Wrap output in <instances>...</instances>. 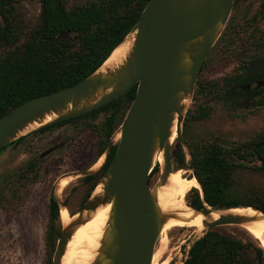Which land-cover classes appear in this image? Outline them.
I'll return each mask as SVG.
<instances>
[{
    "label": "water",
    "instance_id": "obj_1",
    "mask_svg": "<svg viewBox=\"0 0 264 264\" xmlns=\"http://www.w3.org/2000/svg\"><path fill=\"white\" fill-rule=\"evenodd\" d=\"M233 2L150 0L128 34L133 35L132 48L120 68L107 74L98 73L123 41L81 82L31 99L0 120L1 151L32 132L96 111L136 87L135 98L103 155L104 163L116 147L111 163L95 186L102 185V194L93 196L94 188L82 209L73 215L76 219L62 225L51 264H61L74 229L86 221L84 214L108 204L111 205L108 228L94 264H152L166 218L157 206L153 187L163 185L173 171L169 139L174 122L175 141L189 158L187 169L183 170H193V156L181 128L189 104L184 106L182 101L192 100L201 68L229 19ZM246 71L264 72V60L250 63ZM51 115L54 118L46 123L45 118ZM159 153H162V167L155 160ZM156 167H160L159 180L151 188L149 176ZM96 169L80 175H92ZM200 192L202 196L201 189ZM56 202L59 208H65L62 202ZM187 207L204 217L205 231L223 226L242 227L257 219L226 213L233 209H251L264 220V213L253 207L207 208L206 212ZM211 211L226 214L211 221Z\"/></svg>",
    "mask_w": 264,
    "mask_h": 264
},
{
    "label": "trees",
    "instance_id": "obj_2",
    "mask_svg": "<svg viewBox=\"0 0 264 264\" xmlns=\"http://www.w3.org/2000/svg\"><path fill=\"white\" fill-rule=\"evenodd\" d=\"M19 1L0 0V120L31 99L73 86L94 73L135 28L150 0H99L71 9L63 0H40L39 23L27 38H23L15 16V6ZM65 34L68 36L59 38ZM135 94L136 87H133L119 99L97 110L107 115L109 124L98 156L121 125ZM194 112L195 120L207 116L201 104ZM24 139L20 138L15 143L19 144ZM115 151L116 147L112 149L104 170L111 163ZM191 153L193 176L202 196L192 189L187 194L189 206L202 212L207 208L253 207L264 213V196L244 200L236 195L232 181L240 165L231 163L226 157L228 153L208 142L193 148ZM249 155L248 150L243 149L240 158L245 161ZM173 157L176 163L174 170L186 167L183 155ZM158 171L156 167L149 181ZM259 171L264 172V168L259 167ZM96 184L95 181L93 188ZM57 220L59 210L53 198L50 200L45 238L46 252L54 248L56 238L60 236V228L54 225ZM51 258L49 251L45 264H51ZM183 264H264V248L252 238L243 243L219 228H212L192 243Z\"/></svg>",
    "mask_w": 264,
    "mask_h": 264
},
{
    "label": "rangeland",
    "instance_id": "obj_3",
    "mask_svg": "<svg viewBox=\"0 0 264 264\" xmlns=\"http://www.w3.org/2000/svg\"><path fill=\"white\" fill-rule=\"evenodd\" d=\"M97 1L99 0H63L68 9L78 5L97 3ZM248 1L240 2L239 0L236 4L234 3L229 19L208 53L203 68H201L202 71L197 78L193 97L181 127L183 139L190 151L203 143L210 142L212 137H219L225 152L232 158L240 143L249 140L251 136L252 124L246 113L242 116L234 115L231 113L232 109L214 101H207L211 108L210 117L206 119L207 121L193 119L194 111L206 98L197 89L206 83L220 82L223 78L232 75L239 64V59L235 57L239 48L248 47V32L251 31V28H246L245 25L244 28L246 29H243L244 33L241 32L242 35L237 34L227 41L225 39V35L230 31L233 23H242V18L248 20L252 15L253 7ZM260 1L261 3L264 2V0ZM15 8V16L22 28L23 38H27L30 31L39 23L41 2L40 0H21ZM58 134L60 133H49L46 141L38 140L35 143V153L40 154L42 150L53 145L59 137ZM29 135H25L23 137L25 139L21 143L13 142L0 152V264H45L46 258L49 257V251L53 258L56 245L52 250L48 249L46 252L45 243L49 224V199L52 197L59 202L66 200L72 210L71 213L75 215L77 213L74 212L75 206L83 196L79 186V177L74 176H70L73 177L71 184L58 193V182L67 178L60 176L63 173L62 169L57 170L51 167L49 171H38L35 178L26 171L27 153L25 147ZM86 141L74 151L73 160L82 162L83 158H87L91 154L92 141L89 139ZM176 154L184 156L186 162L184 169H187L189 158L186 150L177 141L171 147L173 170L176 167L173 156ZM57 155L59 154H54V156ZM101 159L104 160V157ZM234 162L239 163L236 156H234ZM158 168V173L150 179L151 188L159 180L160 167ZM185 176L193 178V172L186 170ZM232 185L236 195L241 199L264 196V172L259 171L258 162L252 160L241 163L234 172ZM188 195L187 200L185 199L186 204L189 200ZM54 225L61 230L63 224L59 219ZM217 228L243 243L252 238L261 246L260 242L251 237L242 227L223 226ZM205 232L203 230L197 233L186 228H174L162 232L164 234L160 235L156 241L154 253L162 249L161 241L165 238L167 243L163 254H161V260L169 259L168 264H182L192 242L203 236ZM57 241L58 238H56V244Z\"/></svg>",
    "mask_w": 264,
    "mask_h": 264
},
{
    "label": "flooded vegetation",
    "instance_id": "obj_4",
    "mask_svg": "<svg viewBox=\"0 0 264 264\" xmlns=\"http://www.w3.org/2000/svg\"><path fill=\"white\" fill-rule=\"evenodd\" d=\"M238 1L239 0H234L233 5ZM246 1L247 0H240V2ZM248 2L251 3L253 7L252 15L248 20L242 18V23H233L230 31L225 35L227 41V39L235 37L237 34L242 35L245 32L243 29L251 28V31L248 32V47H240L235 56L239 59V64L236 66L232 75L223 78L220 82L206 83L204 86L198 88L197 91L206 97L201 103V106L207 112V116L201 120L207 121L206 119L210 117L211 108L209 106L210 103L207 102L208 100L232 109L231 113L234 115L237 114L238 116H242L245 113L248 115L252 124L251 136L249 140L240 143L234 156H236L239 161L238 165L253 160L258 162L259 167H262V162H264V72L252 71L251 73H247L246 67L250 63L264 60V2L261 3L260 0H249ZM244 25L246 28H244ZM107 118L104 112H98L96 110L79 117L52 124L48 128H42L32 132L26 142V171L32 174L33 178L36 177L38 171H49L51 167L57 170L62 169L63 173L60 175L62 177H79V186L83 196L76 204L74 212H79L82 209L95 188H93L94 182L96 181L98 184L107 170H104V168L109 160L111 152L106 161L96 169L94 174L80 175V173L94 170L99 162V158L103 157L106 151L105 148L103 153L98 156L102 148L103 139L109 131ZM57 132L60 133L58 134L59 137L57 141L53 145L42 150L40 154H36L35 143L38 142V140L46 141L49 133L55 134ZM85 139L92 141L93 146L91 154L88 155L87 158H83L82 162L73 160L74 151L82 146L83 142H87ZM221 141L219 137H212V140L208 143L213 145L216 149L225 151ZM243 149H247L250 154L245 161L240 158ZM56 153L59 155L54 156ZM43 154L46 155L42 157ZM234 156L232 155L231 158L227 155L226 157L231 163L236 164L234 162ZM194 190H198L201 197L200 188ZM51 199L53 198L51 197L49 199L48 212H50ZM62 203L63 206L67 208L70 215H73L71 213L72 210L68 206V202L65 200Z\"/></svg>",
    "mask_w": 264,
    "mask_h": 264
},
{
    "label": "bare ground",
    "instance_id": "obj_5",
    "mask_svg": "<svg viewBox=\"0 0 264 264\" xmlns=\"http://www.w3.org/2000/svg\"><path fill=\"white\" fill-rule=\"evenodd\" d=\"M133 35H128L123 42L113 51L111 56L106 60L103 66L98 70L99 74H107L120 68L124 64L129 52L132 48ZM184 106L189 104L187 99L182 101ZM54 118L53 115L47 116L45 122H50ZM33 127H37L36 124ZM177 135V126L174 122L171 130V138L169 144L174 145ZM116 141L119 140V134L116 136ZM175 148V147H174ZM155 160L159 165L163 166L162 153L155 156ZM103 159L100 158L97 166L98 168ZM94 168V169H95ZM185 170H174L167 177L165 183L161 186L153 188L155 193L156 202L161 214L165 218L163 225V232L172 230L174 228H186L192 229L194 232L203 231L202 221L204 217L200 214L190 210L185 203L186 195L192 189H198L199 185L193 178L185 176ZM76 177V176H75ZM73 177L63 178L58 182V193L64 190L71 182ZM102 194V185H98L93 196ZM111 205L100 206L97 210L90 213H85V222L74 229L72 237L67 243L65 253L61 259V264H94L100 255L101 242L104 234L108 228L110 217ZM226 213L233 215H241L247 217L257 218L256 221L244 224L242 228L254 239L258 240L261 247L264 248V220L261 219L260 214L252 211L251 209H233ZM221 212H210L209 220L214 221L219 218L220 215L226 214ZM59 219L63 226H67L76 216L70 215L67 208H61L59 211ZM164 233H161V236ZM162 239V238H161ZM166 239L161 241L162 249L157 253H154L152 264H168L169 259L165 261L161 260V254H163L166 246Z\"/></svg>",
    "mask_w": 264,
    "mask_h": 264
}]
</instances>
